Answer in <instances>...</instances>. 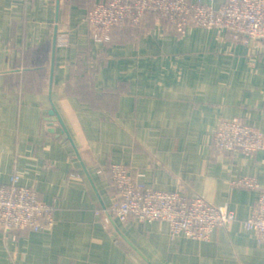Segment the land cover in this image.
Here are the masks:
<instances>
[{
	"label": "crops",
	"instance_id": "crops-1",
	"mask_svg": "<svg viewBox=\"0 0 264 264\" xmlns=\"http://www.w3.org/2000/svg\"><path fill=\"white\" fill-rule=\"evenodd\" d=\"M100 1L0 0V183L55 208L47 230L0 225V264H264L243 226L264 190V152L213 142L225 119L264 133V38L236 45L225 28L148 13L96 39L88 13ZM114 163L236 218L209 240L171 238L162 220L121 224L108 211ZM242 176L259 187L233 186Z\"/></svg>",
	"mask_w": 264,
	"mask_h": 264
},
{
	"label": "built area",
	"instance_id": "built-area-1",
	"mask_svg": "<svg viewBox=\"0 0 264 264\" xmlns=\"http://www.w3.org/2000/svg\"><path fill=\"white\" fill-rule=\"evenodd\" d=\"M148 13L182 28L188 26L225 28L236 45L264 38V0H224L214 7L212 0H101L88 13L94 38H106L113 26L139 23ZM214 146L221 152L256 154L264 152V133L237 119L222 120L214 134ZM115 196L109 213L125 224L137 217L147 222L168 223L171 238L185 236L209 240L212 232L233 222V210L213 205L200 195L187 196L178 190L161 191L140 184L123 164H110ZM236 187L256 189L255 178L242 176L232 181ZM55 208L41 201L35 190L18 185L15 179L0 183V225L3 229H50ZM264 248V190L249 216L243 221Z\"/></svg>",
	"mask_w": 264,
	"mask_h": 264
},
{
	"label": "water",
	"instance_id": "water-1",
	"mask_svg": "<svg viewBox=\"0 0 264 264\" xmlns=\"http://www.w3.org/2000/svg\"><path fill=\"white\" fill-rule=\"evenodd\" d=\"M48 113H49V115H51V116L54 115V111H53V110H50Z\"/></svg>",
	"mask_w": 264,
	"mask_h": 264
}]
</instances>
